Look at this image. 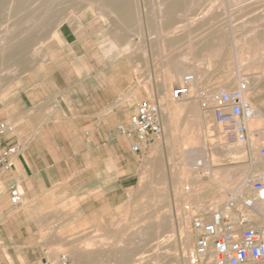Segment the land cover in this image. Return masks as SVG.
<instances>
[{"label": "crops", "instance_id": "0c3cea01", "mask_svg": "<svg viewBox=\"0 0 264 264\" xmlns=\"http://www.w3.org/2000/svg\"><path fill=\"white\" fill-rule=\"evenodd\" d=\"M75 58L77 81L71 91L76 97L66 107L81 112L78 116L72 113L61 127L43 129L50 138L34 131L32 117H11L14 105L10 102L0 109V121L14 128L0 135V151L9 144L21 146L12 169L0 176V264H40L61 254L69 257L63 251L69 241L65 237L80 228L76 222L101 221L107 210L116 214L120 189L128 194L140 183L148 188L155 185L159 203L169 199L172 205H187L188 211L172 219L189 224L208 207L221 206L264 169L253 160L262 138L253 150L236 143L212 106L203 108L198 98L172 100L170 92L169 102L167 90L177 83L167 86L163 95L168 107L162 115L160 138L144 143L117 135V125L127 123L132 112L129 104L144 99L145 92L135 87L125 96L119 90L117 80L124 60L113 64L106 60L102 66L99 53L75 54ZM173 65L163 75L158 91L151 93L153 99L154 95L162 98L159 93ZM233 143L239 146L237 153ZM133 144L140 150L132 151ZM16 180L22 201L12 204L9 186ZM52 237H59L57 247ZM98 259L101 256L94 258Z\"/></svg>", "mask_w": 264, "mask_h": 264}, {"label": "rangeland", "instance_id": "374dc122", "mask_svg": "<svg viewBox=\"0 0 264 264\" xmlns=\"http://www.w3.org/2000/svg\"><path fill=\"white\" fill-rule=\"evenodd\" d=\"M127 1L131 6L119 10L124 20H128V28L124 31L123 25L115 18L111 17L112 23H110L106 18H102V15L94 7H86L76 14L85 22V27L80 30L76 28L68 12H63L66 18L60 25L65 27L66 37L64 39L58 36H48L52 33L53 26L59 24L56 19L47 21L46 28L41 32L26 37V46H31L32 49H42V52H45V59H38L31 71H24L28 62V58H25L20 62V69L17 72H1L0 109L5 102H10L14 105V113L11 117H32L34 131L44 134L48 139L50 136H47L43 129H46L47 132L49 128L53 130L56 126L61 127L62 123L67 122V117L73 116L72 113L78 116V113L81 112L76 109L71 111L66 107V102L71 101V97H76V93L71 91L77 81L76 73L73 70L75 69L73 67V62L76 60L75 54L82 56L87 53L92 56L93 53H99L103 66L107 59L101 46L111 39L115 43L118 42V46L129 40L127 42L131 44L132 55L130 58L124 59L121 76L117 80L120 84L119 90H122L121 93L126 96L127 94L124 93L127 90L139 87L146 96L140 101L154 100L151 93L154 90L158 91L163 75L167 73L174 60L175 62L180 60L182 52L189 48L190 37L197 38L206 33L213 25L209 24L211 19L216 23L218 30L225 28L227 17L221 1L214 2L211 7L205 5H200L202 7L197 5L191 7L190 5L153 6L148 4L147 0L145 6L134 7V0ZM59 6L64 10L68 8V5ZM92 10L93 12H90ZM230 11L236 15L233 24L239 29L246 25L247 20L256 17L254 12L244 14L236 6L230 7ZM130 14L133 17H130ZM138 19L147 21V23L139 27L137 26L139 24H136ZM181 20L188 21L181 22ZM44 38L45 40L37 42ZM104 41L105 43H103ZM6 54L4 55H13L12 53ZM18 56L28 57L30 54H19ZM226 56L224 64L223 61H218V64L204 70L206 75L203 83L213 85L211 83H214V80L230 63L229 56ZM190 72L191 70H185L181 76ZM244 73V71L241 72V74ZM171 87L167 90L168 97ZM236 87V84L231 89L218 85L216 89L223 88L229 91ZM200 90L209 93V89L205 86H199L198 92ZM198 92H192L190 99H197ZM114 97L118 96L114 95ZM262 98L254 100L255 106L263 105L264 107V97ZM260 99L261 103L257 102ZM168 100L172 102L170 97ZM74 101L77 102L76 98ZM136 104L137 102L129 104L133 105L132 110ZM7 119L11 120L9 117ZM12 123L15 122L12 121ZM255 124L254 129L251 128L252 131L264 126V122ZM251 139H253V135ZM253 160L264 167V156L255 152ZM262 171L264 170L255 172L253 176H258ZM64 175H66L65 172ZM150 187L140 183L133 191L132 189L128 190V194L125 188L120 189L116 200L118 203L116 214L113 210L112 212L107 210L101 221L76 222L80 228L71 230V235L65 237V240L69 239V241L67 240L63 249L71 258L69 259L72 264L84 261L91 262L90 264H214L213 261H208V258H200L196 262L190 261V251L189 254H186L187 256L184 255L179 244L180 229L177 226L179 221L172 218L179 216L183 211H188L185 209L187 205H172L169 203V199H166V204H161L158 202V189L155 185H150ZM106 197L109 199L108 196ZM105 199L103 198V202ZM190 226L191 222L188 224L187 231L190 230L192 234L191 249H193L195 236ZM50 239L57 247L56 243L59 241V237ZM101 255H105V259L94 260L96 256ZM115 255L118 257L116 258L118 259L117 263L114 261L116 260ZM248 264H264V262Z\"/></svg>", "mask_w": 264, "mask_h": 264}, {"label": "bare ground", "instance_id": "6f19581e", "mask_svg": "<svg viewBox=\"0 0 264 264\" xmlns=\"http://www.w3.org/2000/svg\"><path fill=\"white\" fill-rule=\"evenodd\" d=\"M147 1L148 4H152L153 6L165 5L167 7H180L185 5H190V7L192 5H197L199 7H202L200 5H205L211 7L214 5V2L221 1L220 3L225 7L224 10L227 17L225 28L223 30H218V28H216V23L212 22V19L209 20V24L213 25L201 36L197 38L195 36L193 38L190 37V40H188L189 48L182 52L180 60L176 62L174 60V65L171 67V70H169V81L174 74L177 78L172 77L171 80H174L173 82L168 81V83H163V87L159 93L162 99L158 97L159 95H154V99L160 104L162 115L168 107L167 102L163 99L167 86L172 83L179 84L181 81V76L179 77V75L185 70H191V73L194 75V81L190 86L191 92L199 89V86L202 85L209 89V94L211 95L214 93V90L217 91L216 87L218 85H223L224 87L231 89L235 84L238 87L241 81L247 82L248 89L245 92L244 97L248 103L249 110L251 111L247 126L251 130V128L254 129L255 123H263L264 107L263 105H259V107L255 106L254 100L264 97V0H205L204 2L206 3L202 2L203 0ZM147 3L146 0H134V7L139 5L145 6ZM59 5H68V8L64 10L63 8H60ZM126 6H131L127 0H0V77L1 72L3 71H6L7 73H11V71L17 72V70L20 69V62L25 58H28V62L26 63L24 71H31V68L38 59H45V52L43 53L42 49H32L31 46H26V37L28 38L30 35H36L41 32V30L46 28L47 21L50 22L49 20L56 19L59 21V24L53 26L52 33L48 36H58L64 39L66 37L64 31L65 27L60 25V23L66 18V16L63 15L64 11L68 12V15L71 16L72 21L78 30L85 27V22L82 18L77 17L76 14L82 9H86V7H94L102 15V18H106L108 22L112 23L111 17L118 20V22L123 25L124 28L122 29L124 31L128 28V20H124L123 15L120 14L119 10ZM233 6L238 7L244 14L254 12L256 17L247 20L245 22L246 25L243 26L242 24L243 27L239 29V27L234 26L233 24L236 16L230 11V7ZM90 12H93V10ZM130 17L133 16L130 14ZM186 21L188 20H181V22ZM191 22L193 23L194 21L192 20ZM144 23H147V21L138 19L136 24H139L137 26L142 27ZM43 40H45V38L40 39L37 42ZM127 41L121 46H118L119 43H115L112 39L108 40L106 43L104 41L103 43L105 44L103 45L101 44V48L104 51L108 64H113L126 58H130V55H132V48L131 44ZM6 53H12L13 55L5 56L7 55ZM27 53H29L30 56H18L19 54ZM226 55L229 56L230 63L226 65L223 72H221L214 80V83H211L213 85L210 86L207 83H203V79H205L206 75L204 70H208L212 66L218 64V61H223L224 64L227 59ZM243 71L245 73L241 74ZM13 77L15 78V76ZM1 81L0 78V82ZM262 100L260 99V101L257 102L261 103ZM259 139L261 140L260 134H253V139L250 142V147L252 149L258 144ZM240 147L242 148L243 146ZM238 148L239 146L236 144L234 147L235 153H237ZM178 226L180 229L179 244L181 250L184 252V255L187 253L189 254V251L191 252L189 255V260L191 261L193 253V249H191L192 234L190 233V230L187 231V220H180ZM205 258H208V261H213V258L210 256ZM102 259H105V255H101V260ZM117 260L118 259L114 261L117 263ZM90 263L91 262H88L87 264ZM77 264L84 263L79 262Z\"/></svg>", "mask_w": 264, "mask_h": 264}, {"label": "built area", "instance_id": "2783aa9c", "mask_svg": "<svg viewBox=\"0 0 264 264\" xmlns=\"http://www.w3.org/2000/svg\"><path fill=\"white\" fill-rule=\"evenodd\" d=\"M192 73H185L179 84L171 87L172 100H185L192 97ZM248 84L241 81L236 89H219L213 94L204 90L197 93L203 108L212 106L217 119L225 122L237 143L250 145L252 135H261L263 143L259 154L264 156V126L250 130L247 126L251 115L244 97ZM13 125L0 121V135L13 131ZM116 134L134 137L138 142L147 143L163 135L162 113L157 100L139 101L132 110L128 122L116 127ZM132 151H139L137 144ZM21 151L17 143L4 146L0 151V176L12 169L13 162ZM18 180L9 186V201L19 204L22 201L18 190ZM194 233V247L191 261L212 257L214 264H248L264 262V171L250 177L242 190H237L221 206L207 208L206 212L191 222ZM40 264H72L66 254L55 260H43Z\"/></svg>", "mask_w": 264, "mask_h": 264}]
</instances>
